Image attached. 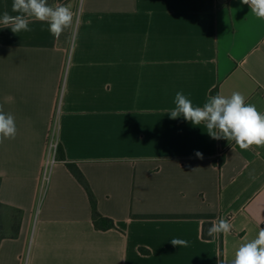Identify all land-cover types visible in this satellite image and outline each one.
<instances>
[{
  "label": "crops",
  "instance_id": "obj_1",
  "mask_svg": "<svg viewBox=\"0 0 264 264\" xmlns=\"http://www.w3.org/2000/svg\"><path fill=\"white\" fill-rule=\"evenodd\" d=\"M55 5L74 12L58 38L40 21L0 25V106L17 127L0 143V219L16 233L0 264H231L264 228V145L242 150L169 111L177 92L202 106L217 90L264 112V19L241 0ZM68 164L115 228L95 227ZM221 217L231 231L203 239Z\"/></svg>",
  "mask_w": 264,
  "mask_h": 264
},
{
  "label": "clouds",
  "instance_id": "obj_2",
  "mask_svg": "<svg viewBox=\"0 0 264 264\" xmlns=\"http://www.w3.org/2000/svg\"><path fill=\"white\" fill-rule=\"evenodd\" d=\"M241 2L249 5L257 18L264 19V0ZM11 11L16 14L5 11L0 16V25L10 27L13 33L31 32L29 25L35 20L46 23L48 31L58 38L74 21V12L70 6L50 5L48 0H13ZM169 116L172 119L183 116L193 125L203 123L213 139L234 141L242 150L253 145H264V112L246 103L245 96L238 91L228 96H210L202 106H194L182 92H177ZM16 134L15 116L0 106V143L5 139H15ZM195 155L203 158L199 151ZM231 228L230 221L221 217L212 223L207 234L214 238L217 234L229 233ZM171 243L173 246H188V241L179 238L171 239ZM231 264H264V228L260 229L255 239L238 247Z\"/></svg>",
  "mask_w": 264,
  "mask_h": 264
},
{
  "label": "trees",
  "instance_id": "obj_3",
  "mask_svg": "<svg viewBox=\"0 0 264 264\" xmlns=\"http://www.w3.org/2000/svg\"><path fill=\"white\" fill-rule=\"evenodd\" d=\"M48 2L50 5H55V0H48ZM215 95H217V90L213 91V96H215ZM59 152H60V149H59ZM68 167L71 170V172L73 173V175L76 177V179L79 181V183L87 191V194L89 196V200L91 203V207H92V216H93V222H94L95 227L99 230H108V229L115 228V224L111 219L106 218L99 213V211L97 209V199H96L87 179L82 174L80 169L74 164H68ZM4 207H5L4 205L0 204V209H2ZM7 222H6V220L3 221L2 219H0V239L3 237H7V235L8 236L9 235H11V236L16 235L15 232L10 233V234H8L6 232L5 225ZM211 225H212V223H210V222L204 223L202 236H203V239H205V240L212 239V237H209L207 234L208 229L210 228ZM221 255L223 258V245L222 244H221ZM222 264H223V261H222Z\"/></svg>",
  "mask_w": 264,
  "mask_h": 264
},
{
  "label": "built area",
  "instance_id": "obj_4",
  "mask_svg": "<svg viewBox=\"0 0 264 264\" xmlns=\"http://www.w3.org/2000/svg\"><path fill=\"white\" fill-rule=\"evenodd\" d=\"M56 149H57V142L53 139V140L51 141V144H50V154H51V155H52V153L55 154ZM50 158H51V157H50ZM52 161H54V159L52 160V158H51L50 160H48V161H47V166L50 165V163H51Z\"/></svg>",
  "mask_w": 264,
  "mask_h": 264
}]
</instances>
